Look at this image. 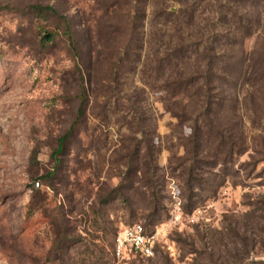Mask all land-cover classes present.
I'll return each mask as SVG.
<instances>
[{
    "label": "rangeland",
    "instance_id": "obj_1",
    "mask_svg": "<svg viewBox=\"0 0 264 264\" xmlns=\"http://www.w3.org/2000/svg\"><path fill=\"white\" fill-rule=\"evenodd\" d=\"M131 1L137 8L126 0H0V264H111L117 234L137 224L155 237L154 253L128 255L126 264H264V0H216L245 20L239 27L229 17L213 46L214 66L232 67L216 73L227 104L214 125L238 146L219 165L210 152L217 133L202 136L208 155L193 153L202 119H188L197 118L190 100L168 95V75L156 68L168 42L185 40L184 70L209 77L205 23L175 32V18L163 15L207 3ZM35 4L69 19L77 51L63 21L39 15ZM49 34L55 39L45 44ZM148 142L160 169L155 209L140 179L132 188L126 181L132 166L144 171ZM219 150L224 160L227 148Z\"/></svg>",
    "mask_w": 264,
    "mask_h": 264
},
{
    "label": "trees",
    "instance_id": "obj_2",
    "mask_svg": "<svg viewBox=\"0 0 264 264\" xmlns=\"http://www.w3.org/2000/svg\"><path fill=\"white\" fill-rule=\"evenodd\" d=\"M106 4L110 2H114V5L123 7L121 3H123V0H104ZM126 6L130 8H137L135 2H128ZM196 1L195 3L197 5H200L202 3H207V8H184V10L179 11V15L175 13H168L165 12L163 15L167 18H175L174 19V27L172 28L175 32L179 31L181 32L182 27H186V29H190L192 27H195L196 21L202 20L205 23V34H202L203 36V43L205 46V53L202 59L208 62V70L209 77H202L198 75L197 71L192 70L191 66H187L184 70L183 66L186 64L185 58L190 54L191 49H189L191 46H188L185 44V40L177 42L178 44H173L174 42H168L165 46L166 50L164 52V58H160L157 60V66L156 68L161 69L163 71V76L165 77L168 75L166 79V84H164V88L167 91L168 95L173 98H178L179 100L183 101L184 99H189L190 103L189 106H192L194 109H192V117H197L195 120L194 118H188L192 122H197L198 119H202V127H196L195 128V136H194V143L196 146V149L193 151L194 154L197 153L198 156L208 155L209 154V148L207 149L205 146H208L205 144L206 142L203 140L202 136L205 135L204 132L209 130L212 133H217L218 141H213V145L211 146L210 152H215L212 157H214V165H219L222 161L224 164L228 163L229 160L234 159V155H236L235 151L238 148L237 143L235 140L231 137L232 135L227 134V130H218L214 125V119L219 118V113L222 111L227 104V101H224L223 96H219L218 93L222 92L221 90V77L217 76L216 73L224 74L225 72L231 74L232 73V67L225 65L221 62V68H218L219 66H214L215 61L218 58H215L214 51V42L216 41L217 37L220 36L219 32L223 29V27L228 23L229 17H232L233 20L238 23L239 27H242L243 21H245L241 16L237 14V12L234 10V8H228V5L225 3H222L220 1L216 0H193ZM195 4V5H196ZM29 8H32L34 11H36L39 15H51L59 17L65 26V34L68 37V40L74 49V51H77L76 46V38L74 36V33L70 26V21L67 17L60 16L58 12L54 9V7L49 5H41V4H35L29 6ZM134 10V9H133ZM200 11V13L197 15V11ZM137 12V10H136ZM179 29V30H178ZM132 31L136 33V28L133 27ZM120 32L118 30L113 31L114 36H118ZM205 35L206 38H205ZM101 37V36H100ZM221 38L225 39L226 36H221ZM55 39L54 34H49L44 36L43 40L44 43H51ZM102 42L101 44H104L108 42L107 40H103L101 37ZM207 39V40H206ZM110 41V40H109ZM222 42V40H219ZM211 45V46H210ZM128 47L126 48V50ZM195 49V48H194ZM195 51H198L197 48ZM222 51V50H220ZM185 52V55H184ZM103 52H101L102 54ZM188 54V55H187ZM184 55V56H182ZM213 57L215 59H213ZM200 58H198L199 62ZM181 61H183L181 63ZM154 68V69H156ZM203 81V86L201 82V86L198 89H194V85H200L198 82ZM81 89H82V96L80 97V108L78 110V119L77 122L84 117V114L86 112V89L84 81L81 83ZM220 84V85H218ZM230 84V83H228ZM178 91V92H177ZM183 91V92H182ZM184 93V94H183ZM215 93V94H213ZM181 95H184L183 97ZM189 107L186 105L183 110V115H177L178 119H182L183 117H186L187 109ZM213 118V119H212ZM76 122V123H77ZM75 129V125L72 127V131ZM69 134L65 137H62L59 141V147L54 152L53 157L56 159L58 156H60L65 148V144L67 142V138H69ZM149 143V144H148ZM146 143V150H147V156H146V163H145V169L144 171L140 172L139 168L131 167V171L129 173V177L126 181H129L131 183L130 188L133 187L135 183H138V180L145 185L146 189L149 191L151 203L154 206V209L158 206V199H157V185H159V176L158 173L160 172V169L158 166H155L156 164L154 161V149L150 145V142ZM142 144V143H141ZM137 146L142 147L140 144ZM221 147L227 148V154H225L224 160L220 159V152L222 153V150H219ZM216 149V150H215ZM140 150V149H139ZM137 153H140L139 151ZM136 156H132L134 159ZM130 158V156H129ZM192 161H196L195 156L193 157ZM190 168L186 170V173L192 172ZM55 172L49 173V177H53ZM141 174L142 177H139L138 174ZM37 187L41 186L40 182H37ZM125 185V184H124ZM124 185H121L118 187V189L115 190V195L119 193V196L122 195L123 189L125 188ZM127 189V188H126ZM38 196H41L39 192ZM42 197V196H41ZM107 202V197L103 199V203ZM109 203V202H108ZM107 203V204H108ZM259 204V203H257ZM262 209V208H261ZM264 212V209L261 210ZM256 211L254 210V213ZM134 226V225H133ZM132 227V226H130ZM254 227V226H253ZM129 228V227H126ZM146 233L149 236L151 233H149L148 229L144 226ZM122 231V230H121ZM120 231V232H121ZM119 232V233H120ZM118 233V234H119ZM117 234V236H118ZM116 236V238H117ZM116 240V239H115ZM114 251H115V244L112 252L111 257V264H113L114 261ZM130 253L129 258H132L133 256L137 257H144L140 254ZM128 258V259H129Z\"/></svg>",
    "mask_w": 264,
    "mask_h": 264
},
{
    "label": "built area",
    "instance_id": "obj_3",
    "mask_svg": "<svg viewBox=\"0 0 264 264\" xmlns=\"http://www.w3.org/2000/svg\"><path fill=\"white\" fill-rule=\"evenodd\" d=\"M154 246L155 237L149 236L143 225L137 224L125 228L116 238L113 264H126L130 253L151 257Z\"/></svg>",
    "mask_w": 264,
    "mask_h": 264
}]
</instances>
